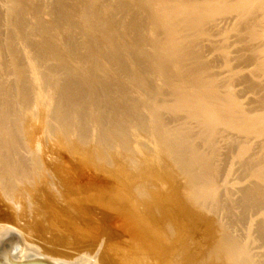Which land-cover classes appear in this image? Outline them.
Masks as SVG:
<instances>
[{
	"label": "bare ground",
	"instance_id": "1",
	"mask_svg": "<svg viewBox=\"0 0 264 264\" xmlns=\"http://www.w3.org/2000/svg\"><path fill=\"white\" fill-rule=\"evenodd\" d=\"M119 149L144 208L83 185ZM13 231L0 264H264V0H0Z\"/></svg>",
	"mask_w": 264,
	"mask_h": 264
},
{
	"label": "rangeland",
	"instance_id": "2",
	"mask_svg": "<svg viewBox=\"0 0 264 264\" xmlns=\"http://www.w3.org/2000/svg\"><path fill=\"white\" fill-rule=\"evenodd\" d=\"M54 140V139H53ZM52 142V140H51ZM52 143H57L54 140ZM83 152L88 151V147L81 149ZM68 156V155H67ZM71 157V156H70ZM143 159L142 157H139ZM87 167H90L91 171L95 174V178L86 180V183L83 185L85 188L90 189L95 187V190L99 191H112V194L116 197V209L119 212L135 208L141 209L145 207L146 203L137 202L133 197L132 190L134 189L135 184L144 181V178L152 172L148 170L143 164L137 168L129 166L121 157V150L114 151L111 155L112 164L108 165L105 161H99L95 157H82L79 158ZM142 162V160H141ZM154 172V171H153ZM96 179H98V185L94 184ZM167 187L171 185L170 180L166 179ZM87 181H89L87 183ZM166 187V188H167ZM168 189V188H167ZM157 193V190L152 191V196ZM157 200L158 198L154 196ZM61 206V205H60ZM110 209V208H106ZM114 210V209H113ZM122 216L118 215L115 217V222L118 223L121 220ZM65 227L60 225L59 229L63 230ZM71 228L68 232H72ZM118 233L121 231L118 229ZM19 235L17 232H12L7 237L3 238L1 241L0 253L2 249V256L4 258H9V256L17 257L19 253ZM101 243V242H100Z\"/></svg>",
	"mask_w": 264,
	"mask_h": 264
},
{
	"label": "water",
	"instance_id": "3",
	"mask_svg": "<svg viewBox=\"0 0 264 264\" xmlns=\"http://www.w3.org/2000/svg\"><path fill=\"white\" fill-rule=\"evenodd\" d=\"M11 263L12 264H51L49 262L42 261V260L30 261V262H25V263H16L14 261H11Z\"/></svg>",
	"mask_w": 264,
	"mask_h": 264
}]
</instances>
